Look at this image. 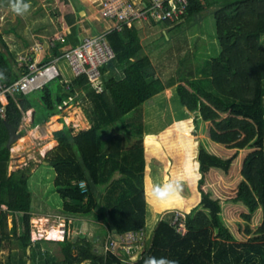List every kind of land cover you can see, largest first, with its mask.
Listing matches in <instances>:
<instances>
[{"label": "trees", "instance_id": "trees-1", "mask_svg": "<svg viewBox=\"0 0 264 264\" xmlns=\"http://www.w3.org/2000/svg\"><path fill=\"white\" fill-rule=\"evenodd\" d=\"M215 4L219 5L214 15L221 52L211 59L210 77L183 75L177 82L180 106L176 112L164 81L156 77L144 53L139 29L127 25L107 34L116 58L102 67L103 89L96 88L86 74H68L61 64L63 75L10 97L6 118L0 119V251L15 236L33 264L87 260L91 264H264V0H189L183 18L199 21ZM83 8L73 13L68 2V22ZM7 31H0V81L10 83L27 68L19 64L5 40ZM162 37L168 41L171 34L163 32ZM61 44L52 48V57L62 53ZM49 59L44 54L41 62ZM80 98L93 105L86 110L91 127L75 132L65 124L54 131L58 145L45 156L57 173L55 185L63 212L94 214L104 207L105 185L116 179L125 181L114 204L98 213L97 219L110 233L146 230L145 248L137 260H124L119 251L96 245L88 235L44 240L49 252H42L31 239L34 194L28 168L9 170L7 124L19 127L25 112L33 109L32 126H37ZM136 108L143 109L144 121L129 132L120 127L121 121ZM176 131L174 142L193 184L188 202L195 203L185 210V234L177 231L170 217L160 214L152 221L154 212L144 181L148 166L154 186L162 185L163 165L158 156L148 157L144 138L166 145ZM173 158L168 155L169 162ZM161 199L165 205L175 202L184 207L187 203L171 191Z\"/></svg>", "mask_w": 264, "mask_h": 264}, {"label": "rangeland", "instance_id": "rangeland-1", "mask_svg": "<svg viewBox=\"0 0 264 264\" xmlns=\"http://www.w3.org/2000/svg\"><path fill=\"white\" fill-rule=\"evenodd\" d=\"M72 1L74 0H27L30 4L28 11L24 14H16L11 8L12 0H0V31L9 30L4 33V37L10 48L16 53L17 58L31 50L32 47L27 48L26 44L35 41L32 31H35L40 26H47L50 29L48 30L49 34L60 33V30H64L63 26L68 21L67 4L69 2L71 5ZM88 4L90 8H93V0L89 1ZM218 6V4H215L205 10L199 21H196L195 18L184 17L171 28H167L165 24L145 23L139 26L144 53L150 57L156 71V77L161 78L166 85H174L183 75L200 79L210 77L211 59L221 52L214 15V10ZM90 13L91 20L87 16H78L81 19L86 17L87 26H91V22L95 20L94 11ZM167 30L172 34V38L168 41L162 37V33ZM262 47L264 48V39L262 40ZM47 48L48 50L50 49L49 47L44 49L47 50ZM176 88L177 85L174 89H170L167 92V98H170L171 106L175 112L178 109V105L180 106ZM81 91L79 94L83 95L84 92ZM92 107L93 105L90 101L80 98L76 103L65 108L55 118L51 117L49 121L37 126H32L33 109H30L25 112L22 123L18 127V132H21L22 136L11 144L9 170L28 168L29 186L34 194L32 217L30 219L31 239L36 245H39L42 252H49L50 249L44 240H64L65 237L76 240L79 237L88 235L94 240L96 245H105V240L109 237L110 232L97 219V214L114 204L122 189L126 187L125 181L115 180L105 185L102 199L104 207L96 209L94 214L85 217L68 216L63 212V200L55 185L57 173L54 167L50 166L45 160L46 152L49 148L56 146L54 145V131L56 128L62 126L61 123L65 122L64 124L73 127L75 132L86 129L91 122L86 110ZM131 114L132 116L129 117V120H133L134 125H136V122L137 124L143 122L142 108ZM50 121L54 125L47 127ZM137 128L138 126L133 127V131ZM177 134L178 132L176 131L173 136L171 135V143L177 137ZM145 140L148 141L149 146L156 145V141L153 142L148 137ZM156 148L152 149L149 147L151 155L148 154V157L155 155L162 161L164 160L165 173L169 171L171 173L174 169L176 170L174 181L170 179L167 173L163 184L171 182L173 186L170 191L174 192L180 200H186L187 203L184 207L175 202L172 205L163 204L161 198H154V186L152 190H149L151 208L156 210V207L159 206L155 212L159 210L161 218L171 217L176 210L186 213L185 210L195 203L190 204L188 202L192 197L193 184L190 185V176L185 175L182 169L184 160L180 156H177L178 158L174 156L173 162H169V159H166L169 149L165 147ZM177 152L179 153V149ZM145 178L144 176V180ZM196 183L197 178L194 184L195 189ZM153 224H151L149 229L150 232L154 228ZM9 226H13L12 216H9ZM58 226H61L64 231L61 239L50 238L46 235V229ZM18 230L19 232L23 230L21 222H19ZM144 248L145 246L139 248L136 253L132 252V255L126 254L123 251L125 249L122 247H119V250L121 249L119 252L126 260L134 261L140 258ZM0 262L2 264H33L32 259L29 258L24 248L18 244L15 236L5 241L0 251ZM79 264H91V261L87 260Z\"/></svg>", "mask_w": 264, "mask_h": 264}, {"label": "built area", "instance_id": "built-area-1", "mask_svg": "<svg viewBox=\"0 0 264 264\" xmlns=\"http://www.w3.org/2000/svg\"><path fill=\"white\" fill-rule=\"evenodd\" d=\"M188 3L189 0H93L96 18L109 24L97 33L82 35L77 44L62 49L60 55L53 56L47 62H41L46 52V46L41 41L34 44L30 53L20 55L17 58L19 64L25 65L27 72L10 83L0 81V119L6 118V106L10 97L34 91L63 75L62 63L69 74H86L96 88L103 89L102 67L116 58L107 34L114 29L122 30L126 25L133 27L145 23L178 22L186 13ZM58 41H67L64 33H56L50 37L47 47L52 50ZM69 80L65 78L66 82ZM80 185L85 187L86 182L82 181ZM169 221L177 231L183 234L187 232L186 213L183 211L176 210ZM145 244L146 230L141 228L125 233H110L104 247L114 252L120 251L119 247H122L126 254L132 255V252L136 253Z\"/></svg>", "mask_w": 264, "mask_h": 264}, {"label": "crops", "instance_id": "crops-1", "mask_svg": "<svg viewBox=\"0 0 264 264\" xmlns=\"http://www.w3.org/2000/svg\"><path fill=\"white\" fill-rule=\"evenodd\" d=\"M89 1H91V0H74V1H72L71 2V9H72V12L73 13H75L78 9H79V7H84L82 10H84L85 11V13L83 14V13H81V11H80V14H79V16H87L88 17V19H92V18H90V16H91V13L90 12H92L93 11V8L91 7L90 8V5L88 4V2ZM89 5V6H88ZM86 17H84L83 19H81V18H78V16H76V19L73 21V22H65V26H63L64 28V30H60L59 32L60 33H64V35L67 37V41H65V42H62V44L61 45H59V47H60V49H64V48H67V47H70V46H73V45H75V44H77L78 42H79V40H80V38H81V36L82 35H84V34H86V33H97V32H99L100 30H102V29H104L105 28V26L106 25H108L109 24V22H105V21H101V20H99V19H97L96 18V16H95V14H94V18H95V20L93 21V22H91L92 23V25L90 26V25H88L87 26V24H86V19H85ZM93 18V19H94ZM88 21V20H87ZM177 22H171L170 24H168L166 27L168 28H171V27H173V25H175ZM154 24H157V25H164V24H162V23H154ZM141 24H139V25H137L136 27L140 30V28H139V26H140ZM37 30V31H36ZM35 31H32V35L34 36V42H29V43H27L26 44V47L27 48H29V47H33L34 46V44L37 42V41H41V42H43L44 43V45L47 47L48 46V44H47V40L50 38V37H52V36H54V34L55 33H52V34H49V32H48V30H50V29H48V27L46 26H40L38 29H36ZM11 31H13V30H11ZM167 31H169V30H167ZM166 31V32H167ZM170 32V31H169ZM171 38H172V34H171ZM59 42V41H58ZM44 54H48V55H50V57H51V59H52V50L51 49H49L48 50V48H47V50H46V52L44 53ZM51 59H49V60H51ZM62 67L66 70V72L69 74V70L65 67V65H63V63H62ZM166 85V84H165ZM176 85H177V82L176 83H174V85H166V92H168L170 89H174L175 87H176ZM173 86V87H172ZM140 109V108H139ZM137 110V108L136 109H134L133 111H131L130 113H128L127 115H125V117H124V119L121 121V126L120 127H122V126H124V127H126L125 128V130H127V131H129V132H131L133 129L131 128V127H136V126H138L139 124H137V122H136V125H134V122H133V120H129V117H131L132 116V112H134V111H136ZM56 115H59V114H56ZM53 117V116H52ZM89 118V117H88ZM89 121H91V120H89ZM142 121H144V118L142 117ZM49 124L47 125V127L49 126V125H54L53 124V122H48ZM65 123V122H64ZM63 122L61 123L62 124V126H58L57 128H56V130H59V129H61V128H63L64 127V124ZM91 125H92V121L89 123V126L86 128V129H88V128H90L91 127ZM55 130V131H56ZM83 130V129H82ZM80 131V130H79ZM78 131V132H79ZM130 138H131V136H130ZM55 139V138H54ZM55 142H54V145H58V141L55 139L54 140ZM130 141V140H129ZM154 142V141H153ZM154 144V143H153ZM56 146H54V147H52V148H49V150L47 151V152H49V151H51L52 149H54ZM143 146H144V148H145V152L148 154V153H150V149H149V147L150 148H156V147H165V148H168L169 150H168V154L167 155H174V156H180V158H182L183 160H184V156H183V154H181L180 152L178 153L177 151H178V148H177V145H176V143L173 141L172 143H170V144H166V145H162L161 143H158V142H156V145H153V146H149L148 145V141L147 140H145V138H144V141H143ZM125 149H127L126 147H124L123 148V150H125ZM157 149V148H156ZM177 149V150H176ZM47 152H46V154H47ZM123 155V154H122ZM177 157V158H178ZM168 158V156L166 157V159ZM163 159V158H162ZM163 162V164H164V160L162 161ZM173 162V161H172ZM183 165V170H184V174L185 175H188V173H187V171L184 169V164H182ZM164 165H162V167H161V172H162V179H161V183L163 184V182H164V178H165V176H166V174L168 173V176H170V179L172 180V181H174V179H175V177H174V175H175V169L173 170V171H171V173H170V171L169 172H167V173H165V171H164ZM171 167L173 168V166L171 165ZM145 185H146V189H147V194H148V201H149V204H150V206H151V200H149L150 198H149V190L150 189H153V187H154V184H153V182H152V179H151V177H150V175H149V167L147 166V168H146V170H145ZM117 180V179H116ZM159 197H157L156 199H158ZM172 205V204H171ZM159 206H157L156 207V210H157V208H158ZM155 208H153V212H154V214H153V218H152V221L153 222H155V221H157L158 220V218L160 217V214H159V210L157 211V212H155L156 210H154ZM80 217H85V216H80ZM65 232H66V230H65Z\"/></svg>", "mask_w": 264, "mask_h": 264}, {"label": "clouds", "instance_id": "clouds-1", "mask_svg": "<svg viewBox=\"0 0 264 264\" xmlns=\"http://www.w3.org/2000/svg\"><path fill=\"white\" fill-rule=\"evenodd\" d=\"M30 7V4L27 2V0H12L11 2V8L14 13L16 14H24L28 11ZM172 183H166L163 185H157L154 187V195L160 198H164L169 194L170 189L172 188ZM172 264H175V262H172Z\"/></svg>", "mask_w": 264, "mask_h": 264}, {"label": "water", "instance_id": "water-1", "mask_svg": "<svg viewBox=\"0 0 264 264\" xmlns=\"http://www.w3.org/2000/svg\"><path fill=\"white\" fill-rule=\"evenodd\" d=\"M81 13H85L84 10L81 11ZM8 130H9V140H8V146L11 147V144L17 140L19 137L22 136L21 132H18V127L12 125V124H7ZM28 252H30V246H28Z\"/></svg>", "mask_w": 264, "mask_h": 264}, {"label": "bare ground", "instance_id": "bare-ground-1", "mask_svg": "<svg viewBox=\"0 0 264 264\" xmlns=\"http://www.w3.org/2000/svg\"><path fill=\"white\" fill-rule=\"evenodd\" d=\"M56 116L57 115H54L52 118H55ZM35 220H37V219H35ZM44 220H46V219H44ZM35 222H37V221H35ZM46 235H48L50 238L61 239L64 235V231H63L61 226H58V227L46 229Z\"/></svg>", "mask_w": 264, "mask_h": 264}]
</instances>
